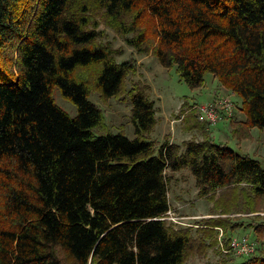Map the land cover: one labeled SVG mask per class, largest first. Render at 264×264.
<instances>
[{
	"label": "trees",
	"instance_id": "trees-1",
	"mask_svg": "<svg viewBox=\"0 0 264 264\" xmlns=\"http://www.w3.org/2000/svg\"><path fill=\"white\" fill-rule=\"evenodd\" d=\"M98 19L190 89L210 74L238 96L245 119L229 121L234 138L264 131V0H0V264H184L217 246L215 229L231 252L239 218L203 220L196 237L161 220L166 171H189L197 197L219 213L249 214L264 210L262 165L215 143L186 103L182 129L201 139L155 149L154 102L138 83L126 88L134 64L116 61ZM93 93L102 103L127 98L133 139L103 129ZM248 220L264 243V218Z\"/></svg>",
	"mask_w": 264,
	"mask_h": 264
},
{
	"label": "rangeland",
	"instance_id": "rangeland-1",
	"mask_svg": "<svg viewBox=\"0 0 264 264\" xmlns=\"http://www.w3.org/2000/svg\"><path fill=\"white\" fill-rule=\"evenodd\" d=\"M97 30L100 31V41L109 44L113 51L118 53L116 61H132L134 72L126 80V88L133 84H139L149 100L154 102L156 125L148 136L155 149L164 141L181 144L189 140H200L198 132H185L182 129V117L178 116L180 107L183 103L187 106H198L209 104L215 101L211 96L228 97L233 104V114L230 119L218 122L215 126L208 129L210 138L215 143H222L233 149L240 155H247L253 160H257L264 169V131L257 128L250 130V135L245 138H234L231 133L230 123L242 122L245 118L240 110L241 100L238 96L224 91L218 81L212 75L207 74L205 86L199 89H190L184 82L180 81L174 68L165 69L161 67L150 55H137L134 50L128 47L122 36L117 34L112 28L108 27L103 21L98 19ZM222 91L221 93L220 90ZM53 100L55 104L63 110L69 117L73 118L77 111L75 106L68 100L61 97L57 89L53 91ZM124 96L118 99H109L106 103L99 100L97 94L93 93L88 100L94 104L101 112L104 118V127L107 132L112 134L120 133L128 139L134 138L133 126L130 122L131 106ZM178 114V115H177ZM95 134H99L94 131ZM168 179V203L169 210L165 214L166 225L175 229L189 228L192 236L196 237V229L204 228L203 220L209 218H239L244 223L242 228L236 229L229 234L231 240H239L247 237L255 245V256H264V243L257 242L254 234L245 224L252 217L264 218L262 207L257 213H234L221 214L213 207V201L199 199L195 187L194 178L189 171L182 170L171 173L166 171ZM217 198V196L215 197ZM217 231L215 248H209L204 255L191 256L184 264H220L222 257L217 254V250L226 254L230 251L224 250L223 235L220 229ZM220 234L222 237H220ZM217 249V250H216ZM229 264H238L243 262L249 256H239L230 252L226 254Z\"/></svg>",
	"mask_w": 264,
	"mask_h": 264
},
{
	"label": "built area",
	"instance_id": "built-area-1",
	"mask_svg": "<svg viewBox=\"0 0 264 264\" xmlns=\"http://www.w3.org/2000/svg\"><path fill=\"white\" fill-rule=\"evenodd\" d=\"M197 120L206 123L208 127L215 126L218 122L228 120L233 114V104L228 97H216L215 101L209 104L195 106ZM169 214V213H166ZM165 220V217L161 218ZM220 237L222 235L220 234ZM255 244L247 237L239 240H233L231 244V252L239 256H253L255 252Z\"/></svg>",
	"mask_w": 264,
	"mask_h": 264
},
{
	"label": "crops",
	"instance_id": "crops-1",
	"mask_svg": "<svg viewBox=\"0 0 264 264\" xmlns=\"http://www.w3.org/2000/svg\"><path fill=\"white\" fill-rule=\"evenodd\" d=\"M221 87V86H220ZM222 88V90H224V91H227V90H225L223 87H221ZM220 90V89H219ZM222 91L220 90V92L219 93H221ZM228 92V91H227ZM230 93V92H229ZM216 97H218V95H214V96H211V99L213 100V99H215Z\"/></svg>",
	"mask_w": 264,
	"mask_h": 264
}]
</instances>
